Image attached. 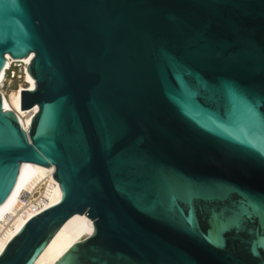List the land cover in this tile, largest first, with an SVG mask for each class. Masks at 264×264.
Returning <instances> with one entry per match:
<instances>
[{
    "label": "water",
    "instance_id": "95a60500",
    "mask_svg": "<svg viewBox=\"0 0 264 264\" xmlns=\"http://www.w3.org/2000/svg\"><path fill=\"white\" fill-rule=\"evenodd\" d=\"M32 53L27 129L0 93V205L22 162L63 195L0 264L77 213L94 233L56 264H264V0H0V73Z\"/></svg>",
    "mask_w": 264,
    "mask_h": 264
},
{
    "label": "bare ground",
    "instance_id": "6f19581e",
    "mask_svg": "<svg viewBox=\"0 0 264 264\" xmlns=\"http://www.w3.org/2000/svg\"><path fill=\"white\" fill-rule=\"evenodd\" d=\"M34 54L20 58L30 63ZM11 56L7 54V62L0 73V85L5 78L6 69L10 65ZM26 84H20L8 94L0 90L3 106L14 111L25 129L30 126L33 115L38 111V105L30 109H22V90L34 89L36 82L28 69L24 76ZM23 168L18 183L8 198L0 205V254L9 241L22 229L26 222L43 210L58 203L63 195L59 182L54 177L55 167L44 166L33 162H22ZM30 193L28 199H23V193ZM44 195V199L36 194ZM94 222L86 214H75L70 217L56 232L49 243L34 260L33 264H56L76 242L94 233Z\"/></svg>",
    "mask_w": 264,
    "mask_h": 264
},
{
    "label": "built area",
    "instance_id": "2783aa9c",
    "mask_svg": "<svg viewBox=\"0 0 264 264\" xmlns=\"http://www.w3.org/2000/svg\"><path fill=\"white\" fill-rule=\"evenodd\" d=\"M10 65L6 69L5 78L3 80V83L0 85V88L3 89L6 93L10 92L12 89H16L20 86V84H26L24 81V76L26 74V70L28 69V66L30 63L26 61H22L19 59H14L11 57ZM21 83H19L17 86L15 85V81L20 80ZM30 196L29 192H25L22 195L23 199H28ZM37 197H40L41 199H44V195H40V192L36 194Z\"/></svg>",
    "mask_w": 264,
    "mask_h": 264
},
{
    "label": "rangeland",
    "instance_id": "374dc122",
    "mask_svg": "<svg viewBox=\"0 0 264 264\" xmlns=\"http://www.w3.org/2000/svg\"><path fill=\"white\" fill-rule=\"evenodd\" d=\"M24 81H25V80H24ZM21 82H22L21 79H20V80H17V81H15V83H16L15 85L17 86V85H18L19 83H21ZM0 90H3V89L0 88ZM5 93H6V92H5ZM8 93H9V92H8ZM8 93H6V94H8Z\"/></svg>",
    "mask_w": 264,
    "mask_h": 264
}]
</instances>
